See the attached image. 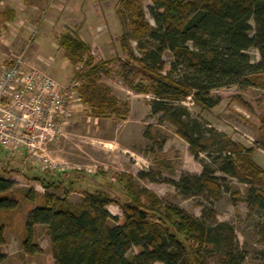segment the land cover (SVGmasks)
<instances>
[{
  "label": "trees",
  "instance_id": "obj_1",
  "mask_svg": "<svg viewBox=\"0 0 264 264\" xmlns=\"http://www.w3.org/2000/svg\"><path fill=\"white\" fill-rule=\"evenodd\" d=\"M3 0H0V5ZM153 21L144 13V3ZM128 33L119 40L125 65L137 76L128 82L137 94L151 95L152 114L162 113L176 135L188 146L194 161L202 166L199 176L183 174L171 186L183 198L207 193L217 199L228 187L218 172L244 185L243 202L264 214V171L251 159L253 150L232 141L226 134L193 118L180 103L189 98L201 111L218 104L210 95L214 89L235 86L239 90L257 88L264 97V0H118ZM14 20L11 10H0V24ZM130 41L135 47L130 46ZM58 49L75 69L72 80L81 104L95 117L127 119L129 106L118 102L101 77L111 74L107 61H94L89 47L73 32L59 36ZM254 49L259 57L252 64L246 52ZM173 63V79L165 70L164 53ZM5 64L8 65L6 62ZM259 141L264 151V119L258 121ZM161 139L159 146L164 143ZM203 155L209 166L199 159ZM138 178L147 179L139 173ZM44 190L58 185L46 177L34 176ZM154 179H150L153 181ZM115 185L127 201L118 203L107 193H83L77 203L47 193L41 205L29 210L21 233V249L27 256L39 249L33 243L36 226H43L49 239L53 264H241L242 255L233 227L214 217L195 218L178 207L164 205L152 191L141 187L129 174L115 175ZM14 182L0 176V217L18 207L10 192ZM234 198L240 192L232 193ZM23 197L35 200L28 190ZM115 205L120 218L106 207ZM257 241L264 245V224L257 225ZM4 228L0 222V264ZM137 254L127 257L132 250Z\"/></svg>",
  "mask_w": 264,
  "mask_h": 264
},
{
  "label": "rangeland",
  "instance_id": "obj_2",
  "mask_svg": "<svg viewBox=\"0 0 264 264\" xmlns=\"http://www.w3.org/2000/svg\"><path fill=\"white\" fill-rule=\"evenodd\" d=\"M117 2L3 0L0 5V10L12 7L15 13L12 22L0 24V67L8 59L23 54L29 67L43 71L58 84L75 91L76 83L72 80L75 69L66 63L57 46L59 36L70 31L89 47L94 61L108 62L111 74L101 77V83L110 89L118 102L129 106L125 121L114 116L98 118L73 93V108L66 125L60 134L47 142L42 153L44 159L53 163L54 169L26 157L24 153L10 154L0 147V176L14 182L10 194L19 202L14 211L0 217L4 228L1 252L9 255L2 264H53L49 239L43 226H36L33 232V243L39 252L27 256L21 249L24 219L29 210L42 204L43 193L63 197L67 189L66 199L74 204L85 192H104L118 203H123L127 199L114 183L115 175L122 173L133 176L141 187L152 191L164 205L178 207L195 218H201L203 212L206 219L214 217L217 222L230 224L239 244L241 264H264V245L257 241V225L264 224V214L245 206L244 185L216 172L213 177L224 179L228 190L213 199L205 192L197 197L183 198L168 184L177 182L183 174L199 176L202 166L190 156L187 144L176 135L164 115L150 112L152 96L137 94L129 88L128 82L137 76L129 65H125L126 57L119 47V40L127 35L128 28ZM147 6L148 2H145V18L153 25ZM130 46L134 48L135 43L130 41ZM245 54L250 63L258 62L254 49ZM162 59L165 70L177 79L178 72H171L173 60L170 54L164 53ZM210 95L218 99V104L209 111H201L189 98L180 104L207 127L251 148L255 152L251 155L252 161L264 169V151H259L256 146L259 141L258 121L264 119L262 90H239L228 86L214 89ZM161 139L165 141L160 147ZM199 159L210 165L203 155ZM139 173L145 174L147 179L138 178ZM36 175L55 181L58 188L44 190L32 180ZM28 190L35 192L33 202L23 197ZM235 190L240 192L239 198L232 196ZM106 210L113 217L121 216L115 205L107 206ZM135 254L136 250L132 249L127 257ZM207 264L215 263L209 260Z\"/></svg>",
  "mask_w": 264,
  "mask_h": 264
},
{
  "label": "built area",
  "instance_id": "obj_3",
  "mask_svg": "<svg viewBox=\"0 0 264 264\" xmlns=\"http://www.w3.org/2000/svg\"><path fill=\"white\" fill-rule=\"evenodd\" d=\"M7 63L0 67V147L10 154L23 151L54 169L42 153L66 125L75 91L29 67L23 54Z\"/></svg>",
  "mask_w": 264,
  "mask_h": 264
},
{
  "label": "crops",
  "instance_id": "obj_4",
  "mask_svg": "<svg viewBox=\"0 0 264 264\" xmlns=\"http://www.w3.org/2000/svg\"><path fill=\"white\" fill-rule=\"evenodd\" d=\"M3 10H11V11H13V13H14V9H13L12 7L8 8V9H2L1 11H3ZM14 16H15V13H14ZM80 39H81V38H80ZM66 63H67V62H66ZM257 151H258V149H257ZM259 151H260V150H259ZM20 153L23 154V151H20L19 153H18V152H14V153H12V154H20ZM253 153H255V152L253 151L252 154H253ZM260 168H261V167H260ZM261 169H262V168H261ZM262 170L264 171V169H262ZM2 254L5 256V260L9 257V255H8L7 253H2ZM5 260H4V261H5ZM4 261H3V262H4ZM3 262H2V263H3ZM2 263H1V264H2Z\"/></svg>",
  "mask_w": 264,
  "mask_h": 264
}]
</instances>
